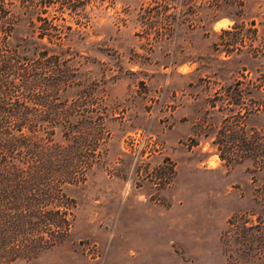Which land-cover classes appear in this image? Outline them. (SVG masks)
Wrapping results in <instances>:
<instances>
[{
	"label": "rangeland",
	"instance_id": "rangeland-1",
	"mask_svg": "<svg viewBox=\"0 0 264 264\" xmlns=\"http://www.w3.org/2000/svg\"><path fill=\"white\" fill-rule=\"evenodd\" d=\"M49 1L44 16L78 68L68 100L79 90L91 103L97 88L104 138L85 182L67 189V237L34 264H264L261 176L214 144L232 108L225 90L261 66L245 48L226 56L215 43L228 36L213 33L246 5L259 22L264 0H207L202 16L220 18L206 30L162 14L149 28L146 0Z\"/></svg>",
	"mask_w": 264,
	"mask_h": 264
},
{
	"label": "trees",
	"instance_id": "trees-1",
	"mask_svg": "<svg viewBox=\"0 0 264 264\" xmlns=\"http://www.w3.org/2000/svg\"><path fill=\"white\" fill-rule=\"evenodd\" d=\"M50 3L0 0V264H34L64 242L75 207L67 189L85 182L104 138L97 88L87 93L91 103L79 90L68 100V91L79 87L78 68L60 29L44 16ZM146 3L157 5L154 16L141 17L149 28L155 23L146 21L161 14L171 27L202 30L220 18L202 16L207 0ZM247 9L229 16L228 28L213 31L228 36L215 43L224 46L226 56L245 48L261 66L249 67L244 80L236 78L225 90L232 108L214 144L222 160L247 162L261 176L264 201V16L257 22L246 17Z\"/></svg>",
	"mask_w": 264,
	"mask_h": 264
}]
</instances>
